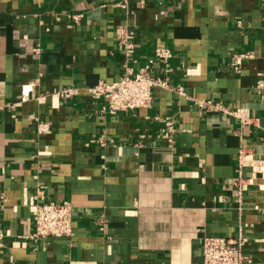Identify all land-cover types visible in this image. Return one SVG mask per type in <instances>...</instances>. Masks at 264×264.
<instances>
[{"label":"crops","instance_id":"obj_1","mask_svg":"<svg viewBox=\"0 0 264 264\" xmlns=\"http://www.w3.org/2000/svg\"><path fill=\"white\" fill-rule=\"evenodd\" d=\"M159 47L169 87L104 113L86 88ZM261 82L264 0H0V264H199L207 234L246 238L264 264V173L234 184L241 147L264 161ZM71 86L81 94L60 99ZM38 189L72 204V237L29 238Z\"/></svg>","mask_w":264,"mask_h":264},{"label":"built area","instance_id":"obj_2","mask_svg":"<svg viewBox=\"0 0 264 264\" xmlns=\"http://www.w3.org/2000/svg\"><path fill=\"white\" fill-rule=\"evenodd\" d=\"M117 38L119 45L125 48L127 53L132 52L134 44L130 41L131 31L128 27H119ZM250 56L248 54L237 56L234 60V70L239 71L242 60ZM172 57L173 53L169 48L159 47L155 50L154 56L138 69L125 65V74L121 79L112 83L100 81L95 86L87 87L86 91L92 99L102 103V110L106 114L117 115L126 111L149 108L153 103L154 89L169 87L168 78L156 74L155 68L157 64L166 65ZM257 89L263 90L264 82L259 83ZM82 90L81 87L71 86L63 88L57 95L63 101H68L79 96ZM176 91L181 96L185 95L183 88H178ZM214 106L221 107L219 104ZM227 112L238 115L242 125L252 122L251 118L242 116L239 109L227 110ZM48 130L49 127L46 123L39 126V131L42 133ZM169 141L172 142L173 139L169 138ZM246 167L252 168L251 178L244 175ZM262 172L264 173V161L255 159L247 148L241 147L234 179L238 191L242 193L247 182H251L258 173ZM1 200H4L2 195ZM34 200L33 229L29 235L31 240L69 238L74 235V211L71 203L48 201L40 189H38ZM6 238V231L0 228V250L6 247ZM246 244L247 239L242 236L229 238L219 235H204L201 243L202 260L199 264H251L252 258L245 252Z\"/></svg>","mask_w":264,"mask_h":264}]
</instances>
